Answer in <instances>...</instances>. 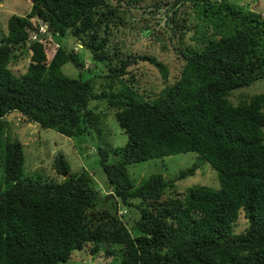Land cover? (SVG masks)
<instances>
[{
  "label": "trees",
  "instance_id": "16d2710c",
  "mask_svg": "<svg viewBox=\"0 0 264 264\" xmlns=\"http://www.w3.org/2000/svg\"><path fill=\"white\" fill-rule=\"evenodd\" d=\"M27 1L29 11L10 15L0 37V264H58L86 246L94 253L104 247L105 256L119 264H264V92L238 104L228 99L236 88L264 78V16L229 0ZM144 1L148 11L162 8V15L186 6L183 16L168 14L166 23L178 27L183 21L171 34L180 40L192 31L179 47L184 59L179 75L154 97L141 95L134 75H125L141 60L166 79L162 61L114 53L113 64L109 57L110 25L123 8ZM67 34L90 52L91 61L108 66L103 76L108 88L120 82L106 100L127 141L97 149L106 188L112 189L106 196L98 195L85 170L71 173L63 154L53 161L62 180L24 176L23 145L5 134V115L18 111L40 128L70 138L102 135L104 115L90 102L105 92L96 94L93 80L82 77L90 69H83L75 46L60 43ZM24 52L30 53L29 62L18 76L9 64ZM66 63L79 69L78 77L62 72ZM188 151L216 171L217 189L190 186L182 201L167 196L175 182L162 173L136 187L126 168ZM196 168L193 163L176 178ZM115 198L135 207L130 224L138 234L127 226L129 218L118 214ZM241 210L247 226L235 233L232 225Z\"/></svg>",
  "mask_w": 264,
  "mask_h": 264
},
{
  "label": "rangeland",
  "instance_id": "374dc122",
  "mask_svg": "<svg viewBox=\"0 0 264 264\" xmlns=\"http://www.w3.org/2000/svg\"><path fill=\"white\" fill-rule=\"evenodd\" d=\"M156 1V0H154ZM245 9L255 10L264 16V0H229ZM147 2H152L148 0ZM147 2H141L139 6L123 8V15L119 16L117 22H112L109 31V48L113 54L109 57L117 64L118 56L124 53H134L135 55L147 54L162 61L168 69V77L163 79L159 70L147 61H137L128 66L129 77L134 75L138 82L136 88L138 92L145 97H154L161 88L171 84L173 79L179 75L184 64V59L179 52V47H185L189 41L192 31L187 30L180 40L179 36L171 35L175 30L177 33L181 30L179 26L166 23L167 15L175 17L183 16V9L186 6H179L175 14L169 12L162 15V8L159 12L148 11ZM115 4V3H114ZM144 8V11H142ZM30 9V3L27 0H0V37L6 31L7 19L12 14L25 15ZM147 9V10H146ZM155 12V13H154ZM181 12V13H180ZM123 16V19H122ZM194 14L189 11L190 20H194ZM174 17V16H173ZM180 19V18H179ZM33 23H38L37 18H33ZM111 32V33H110ZM60 43L68 48L75 46L79 57L84 61V67L89 68V72L83 71V78L93 80L94 92L100 94L105 92L104 98L94 99L90 103L97 105V111L104 116V125L101 136L95 133L93 136L67 137L55 130L40 128L38 124L29 122L18 111H10L4 117L7 122L5 134L11 138H17L23 145L25 157L24 176L43 175L53 181L62 180L64 175L58 174L53 166L54 159L63 154L69 162L70 172L75 173L79 170H85L91 177L92 185L98 195L106 196L112 193L111 188H106L105 173L100 163L98 147L109 142L113 147L123 146L127 141V135L119 127L115 117L114 108L111 107L106 99L115 93L120 87V82H116L113 88L107 87V79L103 77L108 71V66L104 62L91 61L89 51L79 48V44L70 34L61 38ZM29 52H24L17 60H12L9 64L10 70L20 76L27 68L29 62ZM62 72L69 77H78L79 69L72 63H66L62 66ZM264 92V78L253 82L248 86L236 88L230 92L228 99L233 104L248 100L251 95ZM264 131V129H263ZM111 156L109 162L114 161ZM193 163L197 164L194 174L187 175L184 178L177 179L179 172L190 167ZM129 176L133 184L139 186L149 175L153 173H162L167 181H174L175 185L166 190L167 196L178 197L182 201L187 199V188L194 185L207 186L212 189L218 188V179L216 171L210 164L196 152H182L179 154L153 158L139 162L128 163L126 165ZM113 197L112 194L109 195ZM109 200V198L107 199ZM118 214L123 215L128 220L127 226L133 235L139 232L130 224L131 219L137 217L135 207L123 204L118 198ZM238 219L232 225L233 232H242L247 226V220L243 211L238 215ZM58 264H119L116 257H106L105 248L101 247L98 252H91V247L86 246L81 250H74L71 257L65 262Z\"/></svg>",
  "mask_w": 264,
  "mask_h": 264
},
{
  "label": "water",
  "instance_id": "95a60500",
  "mask_svg": "<svg viewBox=\"0 0 264 264\" xmlns=\"http://www.w3.org/2000/svg\"><path fill=\"white\" fill-rule=\"evenodd\" d=\"M168 182H170V181H168Z\"/></svg>",
  "mask_w": 264,
  "mask_h": 264
},
{
  "label": "crops",
  "instance_id": "0c3cea01",
  "mask_svg": "<svg viewBox=\"0 0 264 264\" xmlns=\"http://www.w3.org/2000/svg\"><path fill=\"white\" fill-rule=\"evenodd\" d=\"M39 126V125H38Z\"/></svg>",
  "mask_w": 264,
  "mask_h": 264
}]
</instances>
